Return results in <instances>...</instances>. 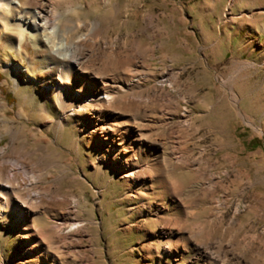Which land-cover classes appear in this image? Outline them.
Here are the masks:
<instances>
[{
    "label": "rangeland",
    "instance_id": "obj_1",
    "mask_svg": "<svg viewBox=\"0 0 264 264\" xmlns=\"http://www.w3.org/2000/svg\"><path fill=\"white\" fill-rule=\"evenodd\" d=\"M53 8L42 52L29 34L21 55L8 49L19 33L0 27V153L28 164L37 199L29 227L50 230L46 253L60 264H264V0H55ZM58 28L73 42L87 36L91 63L131 82L115 103L140 104L154 118L168 161L142 155L130 167L135 183L113 155L100 158L88 130L99 104L78 115L43 95ZM254 140L261 147L250 150ZM4 222L0 264L14 254ZM24 234L14 233L15 253Z\"/></svg>",
    "mask_w": 264,
    "mask_h": 264
},
{
    "label": "bare ground",
    "instance_id": "obj_2",
    "mask_svg": "<svg viewBox=\"0 0 264 264\" xmlns=\"http://www.w3.org/2000/svg\"><path fill=\"white\" fill-rule=\"evenodd\" d=\"M44 1L46 7L40 5L34 9L32 4L37 0H30V5L23 0H0V27L6 33L17 30L20 36L19 45H13V41L8 42V49L21 55L22 45L29 34L37 50L42 52V34L47 30H55L57 21L53 8L55 0ZM51 34L54 46L47 54V64L43 66L53 81L52 86L43 93L47 100L61 106L73 105V111L78 115L81 110L99 104L90 114V136L93 138L94 134L97 135V144L102 150L100 158L113 155L118 160L116 166L119 173L130 182H136L135 173L130 169L131 164L138 162L142 155L152 158L155 163L167 162V155L159 153L161 145L156 133H153L154 118L145 116L140 104L123 106L114 102V94L125 89L131 82L117 75L116 69L91 63L92 54L85 48L87 36L73 42L65 37L61 28ZM44 80L35 79L39 86L43 85ZM68 85L78 94L71 93ZM1 107L5 111V107ZM103 162H106L105 158ZM21 172L25 177L21 176ZM0 173L3 176L0 182V219H4V223L13 230L8 245L10 251L14 252L8 261L1 264H60L61 259H53L43 248L50 230L29 227V223L35 224L32 219L35 212L32 209L37 199L30 193L29 188L33 183L29 180L28 164L0 153ZM147 175V168L138 172V176L146 178ZM23 188L26 191L24 193L21 192ZM14 233H26L18 241L19 249L16 253L11 245Z\"/></svg>",
    "mask_w": 264,
    "mask_h": 264
},
{
    "label": "trees",
    "instance_id": "obj_3",
    "mask_svg": "<svg viewBox=\"0 0 264 264\" xmlns=\"http://www.w3.org/2000/svg\"><path fill=\"white\" fill-rule=\"evenodd\" d=\"M241 138H242V135H241ZM247 146L250 150H257L261 147V144L258 141L254 140V141L248 143Z\"/></svg>",
    "mask_w": 264,
    "mask_h": 264
}]
</instances>
